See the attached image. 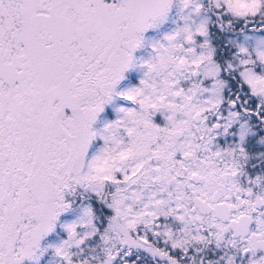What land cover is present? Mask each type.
Here are the masks:
<instances>
[{
    "label": "snow or ice",
    "instance_id": "snow-or-ice-1",
    "mask_svg": "<svg viewBox=\"0 0 264 264\" xmlns=\"http://www.w3.org/2000/svg\"><path fill=\"white\" fill-rule=\"evenodd\" d=\"M0 264H264V0H0Z\"/></svg>",
    "mask_w": 264,
    "mask_h": 264
}]
</instances>
